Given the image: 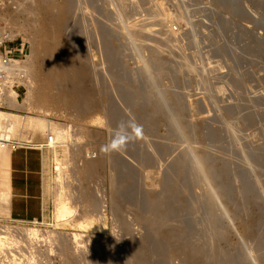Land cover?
Instances as JSON below:
<instances>
[{
	"label": "rangeland",
	"instance_id": "rangeland-1",
	"mask_svg": "<svg viewBox=\"0 0 264 264\" xmlns=\"http://www.w3.org/2000/svg\"><path fill=\"white\" fill-rule=\"evenodd\" d=\"M44 1L9 7L25 27L21 59L28 56L34 86L30 102L26 86L19 107L0 110L23 120L44 110L69 124L71 137L53 153L26 126L12 136L43 150L44 217L0 215V225L17 240L16 228L37 226L46 240L55 233L70 242L58 251L38 242L49 253L39 264H66L73 233L83 241L68 253L78 264H208L203 255L216 250L231 264H264V0H73L61 28L52 22L59 4ZM70 40L87 75L82 113L63 104L47 76L66 69ZM56 160L66 164L76 215L95 218L89 234L53 225ZM155 214L153 231L144 219Z\"/></svg>",
	"mask_w": 264,
	"mask_h": 264
},
{
	"label": "bare ground",
	"instance_id": "bare-ground-1",
	"mask_svg": "<svg viewBox=\"0 0 264 264\" xmlns=\"http://www.w3.org/2000/svg\"><path fill=\"white\" fill-rule=\"evenodd\" d=\"M73 0H45L48 6H54L55 3L59 4V12L55 21L57 27H62L69 15L70 8L72 7ZM105 3L109 5V2L105 0ZM109 12L111 6H105ZM29 14V9L24 7H19L18 12ZM114 15V14H112ZM5 17V15H4ZM112 22H103L99 25V28H109V24ZM115 27V26H114ZM169 34L172 35V30L169 29ZM27 37V36H26ZM30 39V37H29ZM66 50L70 53V62L67 64L66 69H55L51 68L48 71V80L51 85H56L58 88L59 96L61 101L65 106L70 109H74L79 113L84 111L82 104V98L84 96L83 88L80 87V84L87 80V75L82 69V65H79V58L75 54L76 48L72 40L66 44ZM25 60H18L21 68L30 74V68L26 64L28 56L25 57ZM51 61H57L58 57L53 49L51 53ZM162 62V61H161ZM23 63V64H22ZM164 63V61H163ZM30 83L28 85L27 96L24 99L26 102H30L32 99V88L33 80L30 75ZM8 97V103L12 107H19L20 94L15 90H9L6 92ZM31 104H29L30 106ZM114 112V117L119 118V114L116 112L113 107L111 108ZM38 114L30 115L28 120H23L16 113L6 112L0 110V131L6 132L9 134V137H12L15 133H19L23 127H27L32 131L33 137L39 140L48 138V135L51 133L54 137V142L50 143L48 147L53 150V153H56L55 147L58 143H67L71 137L70 126L69 124H59L52 121V119L46 116L44 110H37ZM132 141V140H131ZM100 162L101 165H104V151H100ZM66 164L62 160H56L54 164V170L56 175L54 178V185L52 188V205H53V225L61 226L68 225L81 228L83 232L89 234L90 229H96L95 227V218L89 217L84 219L76 215V204H74L73 199L69 194L66 193L65 185L62 183V173L65 170ZM44 153L40 146H26L19 143V145L14 148H4L0 145V215H11L16 217H31L38 221L43 220L44 212ZM97 209L99 211V217L102 219L101 204L98 202ZM70 207L73 215L70 218H65L62 214L63 209ZM148 223V226L151 230H156L160 225V218L158 214H155L151 217H146L144 219ZM101 226L99 228H103ZM162 227V225L160 226ZM22 238L19 240L11 238V227L0 225V255H9L12 258L13 264H25L24 261L29 262L30 264H39L43 259L48 258V249L40 248L48 242L51 250L54 251L60 250L62 245H70V242H66L58 234L51 233L50 239L46 240L43 238V231L37 226L30 227H18L16 228ZM49 232V231H47ZM171 230L166 231L170 235ZM79 235L73 233V238H75V245L66 246L71 248L66 250V264H78L75 259V255L71 254L73 247L77 248L82 247L78 245L83 242L82 239L77 238ZM48 237V236H46ZM44 241L45 244H37L40 241ZM146 247V241H140L134 244V249L139 254L143 253V250ZM17 248L18 250L14 249ZM64 249L65 247H61ZM76 250V249H75ZM198 252L197 250H195ZM15 253L18 254L16 256ZM199 253V252H198ZM190 254V253H189ZM71 255V256H70ZM191 255V254H190ZM192 256V255H191ZM203 260L208 262V264H231L230 260L224 257L219 250L208 258L203 255ZM153 257V256H152ZM206 257V258H205ZM77 258V257H76ZM139 259L142 261L143 256L139 255Z\"/></svg>",
	"mask_w": 264,
	"mask_h": 264
},
{
	"label": "built area",
	"instance_id": "built-area-1",
	"mask_svg": "<svg viewBox=\"0 0 264 264\" xmlns=\"http://www.w3.org/2000/svg\"><path fill=\"white\" fill-rule=\"evenodd\" d=\"M11 3L12 0H0V108H4L8 104L7 91L15 90L19 93L21 88L29 85L31 78L30 74L24 71L20 63L17 62L23 60L21 59L20 46L25 42L26 33L23 31L25 27L22 23L8 16ZM173 28L175 29V27ZM20 142L9 137L6 132L0 131L1 147L14 149ZM53 142L54 137L48 135L45 144L48 146ZM94 157L96 155L92 153L91 158Z\"/></svg>",
	"mask_w": 264,
	"mask_h": 264
},
{
	"label": "crops",
	"instance_id": "crops-1",
	"mask_svg": "<svg viewBox=\"0 0 264 264\" xmlns=\"http://www.w3.org/2000/svg\"><path fill=\"white\" fill-rule=\"evenodd\" d=\"M22 47H23V45H22V46H20V50H22Z\"/></svg>",
	"mask_w": 264,
	"mask_h": 264
},
{
	"label": "clouds",
	"instance_id": "clouds-1",
	"mask_svg": "<svg viewBox=\"0 0 264 264\" xmlns=\"http://www.w3.org/2000/svg\"><path fill=\"white\" fill-rule=\"evenodd\" d=\"M115 147V146H114Z\"/></svg>",
	"mask_w": 264,
	"mask_h": 264
}]
</instances>
